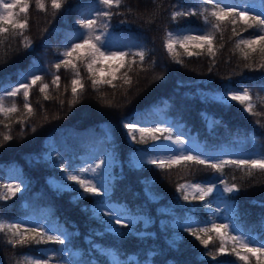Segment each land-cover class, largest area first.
<instances>
[{"label": "trees", "instance_id": "1", "mask_svg": "<svg viewBox=\"0 0 264 264\" xmlns=\"http://www.w3.org/2000/svg\"><path fill=\"white\" fill-rule=\"evenodd\" d=\"M179 2L186 10L196 0ZM46 3L49 4L47 10L39 11L35 7V0H30L27 14L29 28L25 35L33 42L31 50H24L21 38H13L11 35L4 44H0V81L9 88L15 87L20 82H29L31 74L35 73L44 76V82L49 83V94L53 97L51 100H44L38 85L34 86L30 102L36 112L32 117L25 116L22 95L16 98L19 111L10 116L14 139L0 145V184L23 181V185L21 192L15 197L8 201L0 200V219L16 222L29 217L41 219L45 214L50 215L53 221L74 233V246L69 247L78 255L72 259H79L81 256L84 260L89 259L91 247L88 240L91 239L97 246L115 250L119 259L127 260L129 264H209L211 258L201 254L203 246L172 225L183 224L188 216H194L198 221L213 219L212 212L217 207L221 209V216L227 215L225 205L216 200L215 194L206 198L212 203L211 210L204 207V202L178 199L176 185L186 182L204 183L209 178L218 183L216 177L220 174L192 163L187 167L173 166L170 170H161L146 163L139 168L130 167V158L147 161L140 156L152 154L150 145L165 141H149L147 144L129 142L121 122L142 119L144 122H140L139 127H172L174 137H194L201 142L202 149L193 154L202 152L216 159L246 158L247 154L264 151V127H261L264 125V79L259 71L250 72L244 67L246 63H259L264 58L256 53L249 61H245L239 50L235 49V40H229L231 30L228 28L223 40L217 34L214 41L217 49L214 65L212 57H188L184 49L176 44L175 50L183 60L182 64H178L164 47L165 29L179 38L183 35L203 34L199 31H187H206L201 19L198 16L180 17L176 23L171 22L170 11L176 10L171 5L177 3V0H124L132 13L125 17H113L115 34L135 40L145 47V70L141 71L138 65L133 66V70L129 72L133 77L130 89L120 86L122 81L119 76L127 70L121 69L117 73L118 79L114 81L116 89L102 86L97 91L91 88L87 73L81 67L86 91L77 104L69 106L67 101L71 98L72 73L63 68L60 70V88L57 90L51 85L52 75H46L43 70L51 69L58 62L57 53L64 50L69 37L75 40L78 31L76 22L89 18L86 13L94 6V0H69L68 5L55 13L50 7V0H46ZM256 3L258 5L259 0ZM14 11L19 12V9ZM121 11L126 9L122 7ZM23 18L24 15L21 14L20 19ZM124 18L129 23L119 25L117 21ZM149 20L152 22L148 23ZM237 31H240V26H237ZM242 35L247 38L249 34ZM221 44L224 45L222 48ZM136 50L138 49H133ZM190 50L197 51L195 48ZM127 59L133 58L129 56ZM135 59L138 61L139 58ZM98 67L107 75V64ZM25 75L28 76L27 80L23 79ZM244 88L249 89L255 103L254 110L260 112V116L253 117L243 112L238 102L225 104L210 99L226 91H240ZM105 99L112 100L113 103L109 105L105 103ZM61 100L64 101L63 105L60 104ZM11 102V99H6V106H10ZM45 115L47 120H44ZM18 118L26 120L23 128L15 123ZM0 120L8 122L3 115H0ZM256 120L261 123L257 124ZM33 126L36 127V132L31 131ZM101 126H105V130ZM3 131V124H0V132ZM21 131L23 135L20 134ZM136 135L139 139V134ZM98 140L103 143V149L99 152L101 158L106 151L117 158V164L112 169L114 179L111 181V198L107 202L125 206L133 214L149 221L147 224L141 221L136 225L140 234L138 236L118 240L112 234L91 235L93 229L97 232L103 230V226L92 218L96 198L74 201L78 193L58 191L52 183L73 184L72 181L63 179L61 169L43 160L42 157L47 152H52L57 163L61 162V158L69 163V171L73 167L84 168L87 167L90 146ZM145 149L146 153L137 151ZM57 153L60 154L59 157ZM36 156L41 157L39 162L33 159ZM13 169L16 171L10 177L8 171ZM221 178L229 183L235 182L241 189L238 195L223 193L224 197L232 198L229 203L233 200L235 202L236 225L253 237H264V172L257 170L248 176L241 169L226 166ZM146 180L147 183H144ZM193 205L196 207L193 208ZM84 209L88 211H83ZM100 219H106V216L101 214ZM215 219L218 223L230 222L222 218ZM116 227L121 228L119 225ZM174 235H180L182 239L177 248H170L168 242ZM6 240L7 237L0 234V264H27L23 260L25 256L52 257V264H67L61 254L63 246L59 244L50 242L31 246L30 249L13 248L7 245ZM218 246V241L209 245L213 250ZM38 249L44 251L39 252ZM53 253L56 255L53 256ZM217 264L243 262L238 261L234 255L226 254L217 257Z\"/></svg>", "mask_w": 264, "mask_h": 264}, {"label": "snow or ice", "instance_id": "2", "mask_svg": "<svg viewBox=\"0 0 264 264\" xmlns=\"http://www.w3.org/2000/svg\"><path fill=\"white\" fill-rule=\"evenodd\" d=\"M69 4V0H50V7L53 13L59 12L65 5ZM49 6L46 0H35V7L39 11H46ZM30 7V0H11L5 2L0 0V44H4L11 35L13 38H21V47L24 50H31L33 42L31 38L25 35L29 28L27 18ZM124 7L126 11H121ZM173 11H170V20L173 23L178 21L180 17H196L198 16L202 23L206 26L204 29H187L191 32H203V34L183 35L179 38L172 31L165 29L164 47L169 56L178 64H182L183 60L179 58V54L175 50L176 44H179L184 49V53L188 57L207 55L213 58L215 64V56L217 49L214 41L217 34L221 40L224 39V32L230 28L231 36L229 40H235V49H238L242 58L249 61L250 57L259 53L264 58V0H259L257 5L256 0H196V3L186 10L177 3L171 5ZM19 9V12L14 11ZM132 9L124 4V0H94V6L87 10L86 15L89 18H82L76 23L78 31L75 34V41L69 40L62 52L57 53L58 62L51 66V69L43 70L45 74H51V85L59 90L61 77L60 70L72 73L70 81L71 98L67 101L69 106H73L79 102L86 91L85 79L81 76V67L87 73V80L90 81L91 88L99 91L102 86H110L112 89L117 88L114 83L118 79L117 73L121 69H127L120 76L122 81L121 87L127 86L130 89L133 85V77L129 72L133 70V66L138 65L140 70H145L143 64L147 55L145 47L135 40L118 36L115 34V25H113V17H125L126 14H131ZM23 14L24 18L20 19ZM152 21L149 20L148 23ZM121 26L127 25L129 21L124 18L117 21ZM237 26H240V31H237ZM242 33H248L245 38ZM224 45L221 44L222 48ZM138 49L133 51V49ZM195 48L197 51L190 49ZM127 49V50H124ZM131 56L133 59L128 60ZM138 57L137 59H135ZM107 64V75L98 67V65ZM250 72L261 73V78L264 79V59L259 63L249 62L244 65ZM54 69L55 71H52ZM211 66L209 71H211ZM27 80L28 76H23ZM39 88L44 100H51L53 97L49 94V83L44 82V76L31 74L29 82L18 83V86L7 87L3 81H0V115H3L8 122L3 124L5 131L0 132V145L6 144L14 139L12 133V121L10 116L19 111L16 103V98L22 95L23 110L26 117H32L36 109L30 102L31 90L34 86ZM264 87V85H262ZM67 91V89H65ZM124 95H127V90ZM103 98V97H102ZM11 99L10 106H6L5 100ZM214 101L222 103L238 102L242 106V111L250 116H260L261 113L255 111V103L249 89L244 88L240 91H226L220 95L211 97ZM105 103L111 105L112 100L105 99ZM63 105L64 101L61 100ZM43 108V105H40ZM54 119L58 117H53ZM47 115L44 120H47ZM260 124V120L255 121ZM22 128L26 124L25 119L18 118L15 122ZM140 120L130 121L127 123L121 122V126L126 130V135L129 142L138 144H147L149 141H170L171 144L150 145L153 152L160 151L158 146L166 145L161 149L168 153H173L165 157H155L147 161L130 158L129 166L139 168L142 164L153 165L161 170H170L173 166H185L189 163L203 165L210 168L214 173L220 174L216 179L218 183L213 182L209 178L204 183H178L176 191L179 193L178 199L183 201H201L204 202V207L211 210L212 203L206 198L216 195L218 202L224 203L225 212L227 215L221 216V209L217 207L212 212L213 219L206 221H198L194 216H188L185 223H174L172 227L179 228L183 233L198 241L199 245L203 246L202 256L209 257V264H217V257L230 254L234 255L238 261L243 264H264V237L257 238L243 232L234 222L236 219V205L231 197H224L223 193L238 195L241 191L240 187L235 183H229L226 179L221 178L226 166H234L246 172V175L251 176L254 171L264 172V151L247 154L246 158L238 159H216L206 156L202 152H198V148L185 147L186 141L182 135L173 136L172 127H139ZM264 127V125H261ZM32 132H36V127H31ZM139 134V139L137 135ZM23 135V131L20 133ZM175 145L176 147H173ZM144 151L147 150H137ZM59 157L60 154L57 153ZM43 160L51 162L53 167L62 170V176L65 181H72V185L61 183H52L58 191H73L78 193L74 197L75 200L85 199L88 197L96 198L95 207L92 209V218L97 220L103 230L97 232L92 230L91 235L103 236L112 234L115 239L122 240L125 237L138 236L136 225L143 221L147 224L149 221L143 216L133 214L125 206L113 205L107 202L111 198V181L112 169L117 164V158L113 153L105 152L102 158H97L93 164L84 168H72L71 165L64 162L57 163L53 158L52 152H47ZM37 162L41 159L40 156L33 157ZM83 174H91L85 176ZM235 180V177H233ZM147 183V180L144 181ZM23 181L20 183L0 184V200L8 201L15 197L18 192H21ZM222 186V187H220ZM264 206V205H262ZM196 206L193 205V208ZM107 209V212H104ZM83 211H88L84 209ZM103 214L106 219L101 220ZM215 218H222L230 221L229 223H218ZM119 225L121 228H117ZM167 227V225H162ZM56 233V234H52ZM0 234L7 237V245L13 248H31L42 244L55 243L62 247L61 254L67 260V264H129L127 260L119 259V254L115 250L106 249L102 246H97L91 239L88 243L91 247L89 259L84 260L81 256L79 259H72L77 256V253L72 251L69 245H73V232H69L62 225L53 221L50 215L45 214L41 219L29 217L27 219L9 222L0 219ZM182 239L180 235H174L168 242L170 248H177L178 242ZM219 242V246L215 250L209 247L210 244ZM74 246V245H73ZM66 250V251H65ZM43 252V249H38ZM56 253H53L55 256ZM95 256V258H93ZM23 260L27 264H52V257L40 258L38 256H25ZM20 264V262H18Z\"/></svg>", "mask_w": 264, "mask_h": 264}, {"label": "rangeland", "instance_id": "3", "mask_svg": "<svg viewBox=\"0 0 264 264\" xmlns=\"http://www.w3.org/2000/svg\"><path fill=\"white\" fill-rule=\"evenodd\" d=\"M69 40H72V42H76L73 38H70L69 37L66 40V43ZM140 122L142 123L144 121L141 119ZM158 122H161V120H159ZM164 124H166V123H164ZM101 128L105 130V126H101ZM89 134H91V133H89ZM185 141H186L185 147L198 148V150L201 148V145L198 142H196L194 139L185 140ZM161 144H171V142L170 141H165V142H162V143H157L156 145H161ZM165 147H166V145L158 146V150H160V151H155V152L152 151V154H143V155L140 156V158L143 159V160H148V159L155 158L157 156H159V157H165L167 155L173 154V153H168V152H165V151L161 150V149H163ZM173 147H176V146L173 145ZM102 149H103L102 140H98L95 144H93V145L90 146V149H89L90 154H89V157H88V159L86 161L87 167L89 165L93 164L94 161L97 158H101L100 155H99V152ZM15 171H16L15 169L8 171L9 176L11 177L15 173ZM113 205H118V204H113Z\"/></svg>", "mask_w": 264, "mask_h": 264}]
</instances>
